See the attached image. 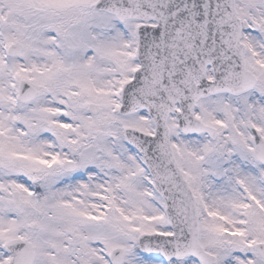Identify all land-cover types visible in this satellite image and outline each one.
I'll list each match as a JSON object with an SVG mask.
<instances>
[{
	"label": "snow or ice",
	"instance_id": "1",
	"mask_svg": "<svg viewBox=\"0 0 264 264\" xmlns=\"http://www.w3.org/2000/svg\"><path fill=\"white\" fill-rule=\"evenodd\" d=\"M0 264H264V0H0Z\"/></svg>",
	"mask_w": 264,
	"mask_h": 264
}]
</instances>
